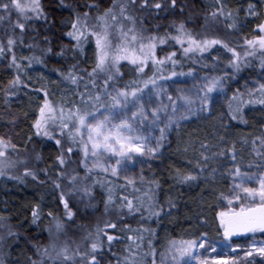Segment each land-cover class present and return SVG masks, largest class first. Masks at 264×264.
Instances as JSON below:
<instances>
[{
  "label": "snow or ice",
  "instance_id": "snow-or-ice-1",
  "mask_svg": "<svg viewBox=\"0 0 264 264\" xmlns=\"http://www.w3.org/2000/svg\"><path fill=\"white\" fill-rule=\"evenodd\" d=\"M61 4L63 5V0ZM64 6L71 8L72 12V18L63 23L69 26L65 35L69 38L73 57L84 55L85 45L94 42L93 59L90 68L78 69L77 60L69 66L67 72L54 69L63 80L77 86L79 103L63 100L56 102L49 98L46 89L39 90L43 91L44 96L38 106V114L32 127L35 129V135L48 137L59 146V154L55 157L58 162V172L50 179L54 187L59 190V203L63 205V216L56 215L52 211L48 212L49 242L47 245H34L35 258L28 257V264H101L98 256L105 247L104 237H107L109 249L115 239L106 229H115L117 225L109 219L98 221L94 230H86L82 243L77 244L75 248L70 247L66 241L61 242L60 237L65 234L66 224L75 216L69 197L80 193L81 202L87 200L86 207H95L92 203L93 185L99 182L107 192L104 199L105 213L113 206L119 209L126 207L129 212L141 211V207L144 206L142 200L134 204L132 199L124 196L119 204H115L112 181L105 184L103 180L93 179L89 184L88 179L99 176V172H94L97 169L105 174V179L109 173L113 177H119L121 173H127L130 167H135L136 163H143L140 157H155L162 147V141L167 139L168 131L178 130L180 121L198 113L211 114V106L215 100L220 96H227L225 90L227 81L234 79L237 73L251 64L249 57H257L260 67L264 69V22L257 23L254 34L251 37L245 36L242 42L234 46L228 40L216 35L198 36L187 27L184 19L172 21L171 28L174 31L165 29L163 34L149 31L145 25V14L152 15L150 9L156 10L155 15H160L161 12L175 13L177 7L182 14L184 6L178 5L177 0H111L103 11H100V0H91L76 7ZM211 8L212 10L205 16L203 28L214 27L223 19L228 29L240 30L234 14L227 9L225 0H214ZM247 14L257 15L251 3L248 5ZM40 20L45 24L48 23V15L41 0H0V25L7 22L13 33L8 36L6 44L0 41V53L5 50L12 53L11 63L18 72L23 69L17 63L13 52L16 39L19 38L22 42L24 32ZM156 27L158 28L159 25ZM17 28L20 30L18 37L15 34ZM44 40L49 42L47 36ZM169 41L179 45L183 56L189 59L195 57V61L207 60V57L197 54L208 53L214 69L219 68L220 63L224 62L222 56L225 53L230 54L227 56L226 64L231 71L224 70L219 75H209L205 72L202 82L193 86L194 93L191 89L185 91L177 86L176 94L173 95L163 83L159 82H167L171 77L191 75L194 69L189 68L187 74L183 71L177 72L176 65L180 64L181 60L176 58L175 50L163 56L157 55L158 45H164ZM210 49L216 54L213 55ZM68 50V46H64L59 54L64 55ZM43 52L51 53L52 48L47 47ZM26 59L29 64L43 63L41 57L36 55ZM122 61L133 65V70L140 75L121 85L119 83L123 78L121 69L126 67L121 63ZM169 64L171 70H168ZM204 67L207 68L208 64L205 63ZM146 68L151 69V75H147ZM261 75L264 76V72ZM81 82L84 84L83 91H79ZM172 83L176 82L172 81ZM18 84L29 86L19 74L9 81L11 88H15ZM245 87L248 98H245V93L239 88L228 97L227 115L232 120L244 121L242 110L245 105L264 104V80H257L255 87H248L246 82ZM6 94L15 93L6 90ZM155 130L159 131V136L155 137L153 145L151 141ZM247 142L244 138V143ZM74 148L78 151L74 152ZM201 148L204 149L200 152L204 163L196 161V167L200 169L199 173L177 168L173 179L176 183L196 181L208 168L207 162L210 159L231 153L230 159L233 164L226 170L231 184L228 191L220 194V199L226 203H219L220 210L216 212V218L219 220L218 232L222 230L224 241L210 240L207 232L192 234L190 238H169L163 251L159 253V264H194V262L210 264L209 259L203 257L198 249H204L207 245L215 251L220 243L229 247L231 237L241 233L264 234V133L252 138L250 151L259 158V161L250 162L247 170H242L240 163L237 162L238 153L234 142L232 147L212 152L211 156L206 154L210 145L202 143ZM16 149L17 145L12 143L10 137L0 136V176L8 174L6 170L15 167L19 162L11 158V152ZM73 156L77 157L75 160L77 167H82L84 170L83 177H80L77 168L67 170V166L73 163ZM35 159L37 161L41 159L39 153L36 154ZM42 171L47 175V168ZM217 171V168H212L210 174L215 175ZM24 175L37 178V172L27 166L24 167ZM13 178L20 179V177ZM123 179L126 183L116 185L117 187L131 186L135 191H140L135 185L136 177L125 174ZM139 179L143 181L144 176L141 175ZM148 200L146 210L150 215L159 216L162 209H155L154 197L149 196ZM168 205L174 206L171 199L168 200ZM31 217L32 225H37L41 220L42 211L39 204L32 207ZM18 227L23 228L24 224L21 223ZM148 231L154 232V230ZM6 238L19 240L20 237L11 224V217L0 214V241ZM128 238L132 239L131 236ZM137 239L143 241L142 236H138ZM147 244V250L143 249L142 243L126 247L127 255L122 259L118 258L116 264H157L156 249L152 240L149 239ZM250 247L251 250L244 253L245 257H251L254 252L264 256V244L253 243ZM149 256H151L150 261ZM237 259L238 257L232 256L227 264H237ZM0 264H5V261L0 260ZM243 264H253V261L246 260Z\"/></svg>",
  "mask_w": 264,
  "mask_h": 264
},
{
  "label": "trees",
  "instance_id": "trees-1",
  "mask_svg": "<svg viewBox=\"0 0 264 264\" xmlns=\"http://www.w3.org/2000/svg\"><path fill=\"white\" fill-rule=\"evenodd\" d=\"M44 10L48 15V23L45 24L43 20L37 21L36 24L27 29L23 34V40L16 39V43L13 47V52L16 56L17 63L22 66V71L12 65V53L5 50L0 53V59L4 60L7 65L10 77L13 79L17 74L21 76V79L26 82L28 87L24 84H18L13 88L14 92L23 91L34 100L35 102L29 104L30 121L28 125V133L23 141L21 147L11 152V156L14 154L20 156L19 161L15 167L8 168L6 171L8 174L0 176V180H4L11 184V190L9 193H3V198L7 202L5 210H0V214L11 217V224L13 228L19 234V240L15 238H6L4 241H0V260H4L5 264H28V257L35 258L34 245L41 244L47 245L49 242L47 226L50 218L48 212L52 211L56 215L63 216V205L59 203V190L54 187L50 177L54 178L58 172V162L55 157L59 154V146L55 144V141L44 136L35 135V129L32 127L36 115L38 114V106L43 101V91L37 90L35 86L29 84L25 79V70L33 68L40 70L46 75L54 79V81L62 88L69 91L68 96L64 99L52 96L49 92V98L53 101L60 102L61 100L67 102L79 103V96L77 95V86L63 80L61 75L54 71V69H61L67 72L69 66L76 61H79L78 69L90 68L91 60L93 59L94 42H89L85 45L84 55H76L73 57L71 51L69 38L65 35L69 30V26L63 23L72 18L71 8L64 5H70L76 7L77 5H83L91 2V0H41ZM111 3V0H100V11H103ZM178 5H183L184 10L181 14L180 8L177 7L175 13L169 12L167 14L161 12L160 15H155L156 10L150 9L149 12L152 15H146L145 25L151 32H159L163 34L165 29L174 31L171 28L173 20L184 19L187 27L192 30L198 36L207 35L209 37L216 35L223 39L228 40L234 46L242 42L245 36L251 37L254 34L255 26L263 19L261 15L254 22L248 24V28L245 30L237 31L235 29H228L221 19V22L214 27L205 29L204 25L205 16L212 8H207L199 0H177ZM84 9H81L83 11ZM14 18V17H13ZM159 25L157 28L156 26ZM20 30L15 29V34L19 36ZM12 30L8 26L7 22L0 25V41L6 44L9 35H12ZM48 37V41L44 40V37ZM171 45V46H170ZM64 46H68V51L64 55H60V49ZM51 47V53H44L43 49ZM219 47V46H214ZM163 49V51H161ZM176 51V58L181 60V63L176 65V71L188 72L189 68L194 69L196 72H200L198 69L192 67L190 59L182 55V50L179 45H175L169 41L164 45H158L157 55L163 56L169 51ZM223 51V49H221ZM32 55L40 56L43 63L29 64L27 57ZM230 55V54H228ZM251 61L249 66L244 67L240 73L242 75L251 76L258 66L259 59L257 57H249ZM126 67L122 68L123 78L119 81L122 85L128 81L134 80L138 75L133 69L134 66L128 64L127 61H122ZM168 70H171V65H168ZM147 75H151V69L146 68ZM83 74V73H81ZM167 74V72L165 73ZM84 90V84L81 82L79 85V91ZM33 97V98H32ZM254 104V103H253ZM78 151L74 148V152ZM39 153L41 159L37 161L35 159L36 154ZM76 156L72 157L73 163L67 166V170L77 168L80 173V177H83L84 170L82 167H77L75 160ZM37 172V178L33 179L31 176L24 175V167ZM48 169L47 175L42 169ZM13 177H20V179H14ZM22 179V180H21ZM103 180L105 184L108 181L113 182V195L115 204H119L122 197L127 196L133 200L134 204H138L140 200L144 201V206L141 207L139 212H129L125 207L119 209L115 206L110 207L107 213L104 212V199H106V189L101 187V184L97 182L93 185L92 201L95 207H86L87 200L81 202L80 193L69 197L70 206L73 208L75 216L73 220L68 221L65 227V234L60 237L61 242L66 241L70 247L75 248L77 244L82 243V238L86 234L87 229H93L98 221L109 219L116 223L115 229H106V231L115 237L111 242V248L108 247L107 237H104L105 247L102 250V254L98 256L101 264H116L117 259H122L127 253L126 247L142 243L144 250L148 249L147 241L152 239V236L156 231L157 216L150 215L146 210L149 203V196H153L155 200V194L152 187L149 184H135L140 191H135L131 186L121 188L116 185L125 184L126 182L119 179H115L107 175H100L90 177L88 183L91 184L92 180ZM65 184L67 181L64 182ZM63 186V185H62ZM139 198V199H137ZM153 200V203L155 202ZM39 204L42 211V218L37 225L31 224V209L34 205ZM155 206V205H154ZM156 209V207H155ZM66 219V218H65ZM23 223L24 227L19 228L18 225ZM148 230H154L150 232ZM131 236L130 240L128 237ZM138 236L143 237V241L137 239ZM115 253V255H113ZM151 256L148 257L149 261Z\"/></svg>",
  "mask_w": 264,
  "mask_h": 264
},
{
  "label": "rangeland",
  "instance_id": "rangeland-1",
  "mask_svg": "<svg viewBox=\"0 0 264 264\" xmlns=\"http://www.w3.org/2000/svg\"><path fill=\"white\" fill-rule=\"evenodd\" d=\"M207 8H211L214 0H199ZM254 5L257 15H248V5ZM228 10H230L237 21V27L241 30L248 28L250 22H254L261 15L264 22V0H225ZM215 55L213 49L209 50ZM221 52H223L221 50ZM207 57L204 61H195V57L190 59L194 71L191 75L171 77L163 83L168 91L176 94L177 86L185 91L189 89L195 92L194 85L201 83L205 72L209 75H219L222 71H231L227 66L226 60L228 54L222 56L223 63L219 68H213L211 58L208 53L197 54ZM208 67L205 68L204 64ZM264 69L260 67V61L251 76L236 74L234 79L226 83L227 96L218 97L211 106V114L198 113L189 116L187 120L180 121V128L168 131L167 139L162 141V147L155 157L144 156L139 159L143 163H136L135 167H130L127 173H121L115 179L126 182L123 179L125 174L136 177L135 184H149L155 194L154 205L156 209H162L156 220V231L152 236L153 246L156 249L157 264L160 261L159 253L163 251L165 243L169 238H190L192 234L207 232L208 238L215 241H224L222 230L218 232L219 220L216 218V212L220 210L219 203H226L220 199L222 192L228 191L231 179L227 176V169L232 167L231 153L226 156H216L210 159L208 168L198 180L191 183H176L173 174L177 168L181 170H191L199 173L200 169L196 167V161L204 163L200 157L202 143L210 145L206 153L211 156L212 152H218L222 148H230L235 143L237 150V162L240 163L242 170H247L250 162L259 161V158L251 153L252 138L264 133V104H247L243 107L244 121L232 120L227 115L228 97L239 88L248 98V87H255L257 80H264L261 73ZM187 74V73H186ZM26 81L35 86L37 90L46 89L52 96L64 99L69 91L60 87L53 78L40 70L29 68L25 70ZM10 77L8 68L4 60L0 59V136L10 137L12 143L19 149L28 133L30 121L29 104L32 100L26 92H14L9 85ZM172 81L176 83L173 84ZM81 84V83H80ZM171 85V86H170ZM6 90H11L15 94H6ZM215 95V93L213 94ZM33 98V97H32ZM159 136V131L155 130L151 143L155 144V137ZM223 137V139H221ZM247 139V144L244 143ZM187 148V151H185ZM20 156L14 154L12 159H19ZM191 161V163H189ZM212 168H217L215 175L210 174ZM254 170V169H253ZM100 175H105L100 170ZM143 175L144 180L139 177ZM22 180V179H21ZM156 181L157 183H152ZM11 184L0 180V210H5L7 202L4 200L3 193H9ZM171 199L174 206L168 205ZM264 244V234L260 232L241 233L231 237V246L225 247L224 243L217 245L216 250L212 251L205 245L204 249L197 251L209 259L210 264H227L232 256L238 257L237 264H243L246 260L253 261V264H264V256L253 253L251 257H245L244 253L251 250V245ZM241 245V247H234ZM151 259V258H150ZM195 264V262H194Z\"/></svg>",
  "mask_w": 264,
  "mask_h": 264
}]
</instances>
